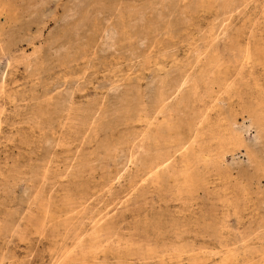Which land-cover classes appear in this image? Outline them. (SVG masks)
I'll list each match as a JSON object with an SVG mask.
<instances>
[{
  "label": "rangeland",
  "instance_id": "374dc122",
  "mask_svg": "<svg viewBox=\"0 0 264 264\" xmlns=\"http://www.w3.org/2000/svg\"><path fill=\"white\" fill-rule=\"evenodd\" d=\"M252 110L264 0H0V264H242L264 139L215 137Z\"/></svg>",
  "mask_w": 264,
  "mask_h": 264
},
{
  "label": "bare ground",
  "instance_id": "6f19581e",
  "mask_svg": "<svg viewBox=\"0 0 264 264\" xmlns=\"http://www.w3.org/2000/svg\"><path fill=\"white\" fill-rule=\"evenodd\" d=\"M178 88L179 87L177 86L173 92H176ZM251 115H252L251 117H253L254 127L257 130V133L255 134L256 143L259 144V146L257 147L256 146L257 144H255V145H250L248 146L249 148H247V146L245 145V141H244L245 138L243 134L238 133V132H232V133H229L228 136L215 137V139H217V142H218L219 151H223L224 149H227V148H238L240 144H242L245 147V151H261L260 147L264 143V142L262 143V140L264 139V119L260 113H257L254 110H252ZM189 124L191 123H187V125ZM240 131L241 130H239V132ZM195 137H197V135H195L194 137H188V139H181L178 142L177 151H203L204 142L196 140ZM167 161L168 160L166 161L164 160L161 163L155 165L149 170L148 173L156 174L161 168L164 167ZM263 173H264V170H263ZM185 181L188 186L189 184L188 181L186 179ZM256 255L258 256V259L256 261H252V258H253L252 256H256ZM242 264H264V246H259V248L255 247L253 250L247 251V253H245L244 255V258H242Z\"/></svg>",
  "mask_w": 264,
  "mask_h": 264
}]
</instances>
